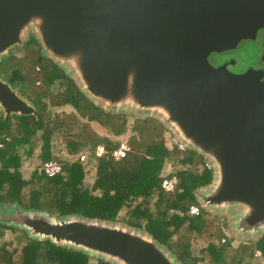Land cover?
<instances>
[{"label":"water","instance_id":"1","mask_svg":"<svg viewBox=\"0 0 264 264\" xmlns=\"http://www.w3.org/2000/svg\"><path fill=\"white\" fill-rule=\"evenodd\" d=\"M264 26V0H0V62L31 32L46 58L109 112L153 113L207 159L212 182L195 191L245 241L264 234V81L208 60ZM0 111L37 115L0 74ZM119 112V113H120ZM0 204V222L29 237L113 264H183L146 230L80 215Z\"/></svg>","mask_w":264,"mask_h":264},{"label":"trees","instance_id":"2","mask_svg":"<svg viewBox=\"0 0 264 264\" xmlns=\"http://www.w3.org/2000/svg\"><path fill=\"white\" fill-rule=\"evenodd\" d=\"M28 46L35 49V54L22 58L12 53L0 62V74L18 86L38 111L37 115H11L7 119L0 111V204L17 203L24 210L38 209L57 216L80 215L105 221H116L127 209L128 225L146 230L158 242L173 249L183 264H253L257 251L264 259V234L257 240L234 245V238L225 233L224 223L218 216H212L202 207L200 215L189 213L191 205L199 204L195 191L213 179V170L206 167L201 154L190 148L178 150L171 142L170 148L163 134L165 127L150 117L136 118L133 128L138 133L128 139L130 150L122 159H114L112 152L121 143L117 136L128 128L127 112H105L80 90L62 67L41 54L35 36H31ZM57 82L66 86L57 95L58 103L74 106L87 121L76 118H72V124L60 118L46 121L45 99L51 98V89ZM92 121L107 127L113 137L98 133ZM12 127H17V134L12 132ZM64 129L76 130L74 136L68 133L66 138L71 153L86 154V165L96 162L90 188L84 184L86 172L78 154L74 161H58L51 152L53 134ZM40 130L41 157L44 161L60 162L62 171L50 177L41 169L35 170L26 179L20 169L19 149ZM100 144L106 152L98 156L96 148ZM165 163L177 169L178 182L172 192L162 187ZM7 230L22 232L25 241L12 252L6 249L5 242L0 243V264H90L91 256L81 250L33 239L23 229L2 222L0 240ZM175 235L177 238L173 241ZM193 240L206 241L198 254L193 252ZM96 264L113 263L97 258Z\"/></svg>","mask_w":264,"mask_h":264},{"label":"rangeland","instance_id":"3","mask_svg":"<svg viewBox=\"0 0 264 264\" xmlns=\"http://www.w3.org/2000/svg\"><path fill=\"white\" fill-rule=\"evenodd\" d=\"M32 35H35V34L33 32H31L29 37H28V40L25 43V45L23 47L15 48L14 50H12L11 54L14 53L16 56L22 57V58L26 57L28 55H31V54L32 55L35 54V49L28 46V41L31 39ZM41 54L43 55L42 52H41ZM65 72H66V70H65ZM66 74L69 76V74L67 72H66ZM65 87L66 86L61 85L59 82H57L56 85H54L51 89V98L48 97L45 99V103L47 104V113H48V114H46V121L54 119V118H60V120L66 119L69 122V124L73 123L72 118H73V120H74V118H76V119L81 120V121H87V118L82 116L80 114V112L77 111V109L74 106H72L70 104H59L58 103L59 99H58L57 95L59 92H61V90H64ZM53 100H55L57 103L55 104L53 102ZM102 108L104 109L105 112H109L103 106H102ZM115 112L119 113L120 111L115 110ZM126 115L128 116V128H127L126 132H124L121 136H117V138H119L120 140L128 141L131 134H137L138 133V131L134 130V128H133L135 125L136 118H138V120H143L145 118L152 117V118L157 119L165 127L163 134L165 135L167 145L171 148V146L169 145L170 137H172V136L176 137V135L172 133V131L169 129V127L166 125V123L159 116H157L156 114H153V113H144L143 114L140 112H133V111H128L126 113ZM95 124L94 125L97 128L102 129V132L98 131V133H100L102 135L108 134L109 136L113 137V134L110 132V130L107 127L98 126V122H95ZM74 130L75 129H73V130L72 129L71 130L64 129V131H62L61 133H58V131H57V132H55V134H53V139L51 141V143H52L51 152L55 156V158L58 159V161H60V160L74 161L77 159L79 154L78 153H71V151L68 148L69 142L66 139L67 137H69L68 133H70V136H74V134L76 132V130L75 131ZM12 132L14 134H17V132H18L17 127H12ZM56 133H58V135H56ZM41 134H42V131L41 130L38 131L37 134L32 137V139L29 143L21 146L19 149L20 154H21V164H20L21 168L20 169L22 170L23 176L26 179H29L35 170L41 169L43 171V165L46 161H44L43 158L41 157V154L43 151V149H42L43 140L41 139ZM205 160H207V159H205ZM83 166H84V170L86 172L84 184L90 188L94 182V176L96 173V162L91 161L90 164H87V165L83 164ZM176 170L177 169H174L169 163H165L161 175L163 177L172 176V175L176 174L175 173ZM8 206L9 205L6 204L5 208ZM51 215L57 216L54 214H51ZM211 215L212 216H218L221 220V223H224V231L228 236H230L231 238H234V241H233L234 245L245 241V238H242L239 235H238V237L235 236L236 232L234 231V229L230 225L231 221H230L228 215L218 214V213L211 214ZM128 216H129L128 210L124 209V211L120 214V216L118 217V219L116 221L120 224L125 225V224H127ZM1 217H3V216H0V218ZM176 238H177L176 235L173 236V241H175ZM24 241H25V236L22 232H20V231L13 232V231L7 230L4 238L0 240V243L5 242L6 249L9 250L10 252H12V250H14L15 247L20 248L24 244ZM205 245H206L205 240H200V241L199 240H193L192 241L193 252L195 254H198L199 248L203 247ZM171 251L175 254V251L173 249H171ZM16 258H18V255H16ZM96 260H97V258L91 256L90 264H96ZM201 264H204V263H201ZM253 264H264V259L257 257L253 261Z\"/></svg>","mask_w":264,"mask_h":264},{"label":"flooded vegetation","instance_id":"4","mask_svg":"<svg viewBox=\"0 0 264 264\" xmlns=\"http://www.w3.org/2000/svg\"><path fill=\"white\" fill-rule=\"evenodd\" d=\"M208 60L212 66L226 68L234 74L257 73L264 81V26L255 34L241 38L234 47L212 51ZM0 215L4 216L1 211Z\"/></svg>","mask_w":264,"mask_h":264},{"label":"built area","instance_id":"5","mask_svg":"<svg viewBox=\"0 0 264 264\" xmlns=\"http://www.w3.org/2000/svg\"><path fill=\"white\" fill-rule=\"evenodd\" d=\"M170 142L172 144L176 145L178 150L185 151L188 149V147L185 144L180 142L178 140V138H176L174 136L170 137ZM129 150H130L129 144L127 142H122L120 144V146L112 152V156L115 159H121V158L126 156V154ZM104 153H105L104 146H101V145L98 146L97 155L101 156ZM80 161L83 164H86L87 163V156L85 154H81L80 155ZM205 165L208 168H212V165L208 160H205ZM61 171H62V165L60 162H58L56 160L46 161L43 165V172H45V174L47 176H50V177L55 176V175L59 174ZM177 182H178V179H177L176 175L165 176L163 181H162V187L165 191L172 192L175 189ZM201 212H202V210H201V206L199 204H193L189 208V213L192 215H200ZM223 241H225V238H223ZM260 256H261V252L257 251L256 257H260Z\"/></svg>","mask_w":264,"mask_h":264},{"label":"crops","instance_id":"6","mask_svg":"<svg viewBox=\"0 0 264 264\" xmlns=\"http://www.w3.org/2000/svg\"><path fill=\"white\" fill-rule=\"evenodd\" d=\"M95 122H96V121H92V126L94 127V129H95L97 132H98V131L102 132V129H99V128L96 127L97 125L95 124ZM94 124H95L96 126H95ZM98 126H102V125H100V124L98 123Z\"/></svg>","mask_w":264,"mask_h":264},{"label":"clouds","instance_id":"7","mask_svg":"<svg viewBox=\"0 0 264 264\" xmlns=\"http://www.w3.org/2000/svg\"><path fill=\"white\" fill-rule=\"evenodd\" d=\"M15 86H16V85H15ZM36 108H37V107H36ZM122 142H127V143H128V141H126V140H121V143H122ZM121 143H120V144H121ZM100 145L103 146L102 144H100ZM100 145H98V146H100ZM97 148H98V147H97ZM97 148H96V155H97ZM105 152H106V150H105ZM81 154H84V153H81ZM81 154H79V158H80V155H81ZM85 155H86V154H85ZM98 156H99V155H98ZM112 157H113V156H112ZM114 159H115V158H114ZM121 159H122V158H121ZM117 160H119V159H117ZM81 163H82V162H81ZM43 173H44V172H43Z\"/></svg>","mask_w":264,"mask_h":264}]
</instances>
